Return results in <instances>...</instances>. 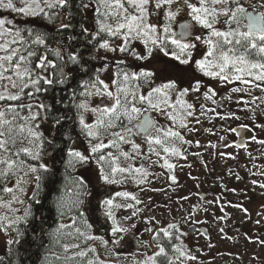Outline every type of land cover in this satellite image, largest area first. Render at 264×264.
<instances>
[{
  "label": "snow or ice",
  "instance_id": "6c2138e0",
  "mask_svg": "<svg viewBox=\"0 0 264 264\" xmlns=\"http://www.w3.org/2000/svg\"><path fill=\"white\" fill-rule=\"evenodd\" d=\"M20 2L23 6L17 7L13 0H0V8L10 9L27 16L43 15L52 19L45 9L75 6L87 10L91 7L95 14L96 28L90 31L89 27L81 22L80 29L82 34L89 33L92 39L97 40L99 49L106 52L122 53L126 57L140 61L155 58V52L159 51L165 57L170 56L181 64L194 63L196 70L222 81H239L243 84H252L253 81L264 82V12L257 11L256 6L252 4L246 5L245 0H95L94 5L90 3V0H80L79 5H73V0H20ZM181 2L187 9L190 19L180 23L179 32H176L173 30L172 24L176 22L182 11L179 6ZM259 8H264V0H260ZM153 11L163 13L165 23H152L150 17ZM8 25H12L11 20L0 18V177L7 180L10 176H18L13 187L5 186L2 189L3 192L12 194L15 191L24 192L21 184L27 182L24 177L29 173L37 174L40 169L47 171V166L44 163H40L38 167L30 165L21 156L23 154L33 160H40L45 141L43 134L39 131V124L36 122L41 118L47 119V116L42 117L40 110L47 112L49 106L43 103H26L24 98H32L36 93H39L42 83L47 85L54 83L48 76L40 74V72L46 71L48 66H54V62L49 60L46 55H41L33 67V57H36L37 53L29 50V39L23 35L26 31L30 38L33 36V30L17 28L14 31L13 27H8ZM218 25H223V29ZM197 26H199L201 35H195ZM59 27L62 29L72 27L71 12H69V19L62 20ZM204 30H207L208 33L206 37L203 35ZM114 40H118L119 43H114ZM193 41H202L207 45V51L203 57L195 61H193V50L197 48V44ZM31 43L46 46L47 41L44 35L36 34ZM137 44H142L140 50L137 49ZM56 55L63 58L60 50L56 51ZM253 55L257 59H252ZM68 58L73 64L80 60L77 53H70ZM123 63V59L117 61V64ZM70 74L71 69L67 74L62 72L58 83H65L64 77ZM155 76L156 73L147 68L133 72L121 69L115 73V78L111 80V85L115 86L114 90L99 75L93 81L83 82L84 91L80 93V96L106 97L111 103L102 100V106L90 108L88 102L84 100L76 105L80 110L96 114L97 118L93 123H88L83 114L79 115L81 131L90 138L89 154L70 147L67 151L69 166L86 165L93 158V154H99L101 150L107 149L109 146L119 149L122 143H130L133 149L138 150L140 145L131 138L139 134L144 135L145 141L149 145V152H154L158 157L161 155V151L164 154H178L175 145L170 146L169 143L175 138L183 139L178 131L170 127H158L155 121L146 116L142 121L139 118L148 109H151L161 112L170 120L175 121L176 116L166 109H175L177 104L184 105L186 102L181 97L190 90L198 91L200 81L195 80L194 86H190V88H179L176 79L165 77L159 85L153 87ZM141 79L147 84L144 91H139L140 84L138 82ZM133 81L137 82L133 90L121 86ZM28 89L31 90L26 91ZM241 90L239 87L232 89L233 92ZM209 92L215 94L211 88H209ZM173 93L176 94V103L171 102ZM73 95L75 96V93ZM145 105L147 108L144 107ZM187 108L191 109L192 105H187ZM187 115L191 116L192 112L188 111ZM62 119L64 117L57 118L55 123L59 125ZM134 120L139 122L133 124ZM242 127L246 126L242 125ZM117 128L118 131L114 130ZM104 134L111 137L107 143L104 142ZM253 139L255 138L253 137ZM93 140L96 143H93ZM157 148L160 151H157ZM121 154L125 158L135 159V157H130L128 152ZM106 158L115 162L119 157L109 151L106 155L99 154L96 158V163L101 165V178L107 183H116L114 176L118 172L135 171L139 173L143 171L142 168H135L132 165L128 167L117 165L112 166L109 172H105L102 162ZM164 166L169 169L173 167L167 159H165ZM25 168L27 171H24ZM20 172H23V176L19 175ZM35 179L36 186L39 188L40 175L37 174ZM85 179L84 177L77 179L76 199L71 202V206L63 199L57 200V210L61 217L65 211H71L73 208L83 217V212L80 209L85 202L84 198L89 195L86 191ZM172 179L175 180V177ZM33 195L35 196V193ZM116 195L128 196L129 194L117 193ZM17 199L16 195L12 196V200ZM132 199L136 198L133 196ZM20 202L23 203V201ZM8 203L11 204V201ZM102 204L107 218L112 220L113 235L128 232L129 229L122 226L113 211L114 208L125 205L117 204L111 198L103 200ZM126 206L131 207V205ZM30 214V211L26 210L24 217L16 219L17 221L24 219L27 222L26 217ZM135 214V212L132 213V215ZM3 219L6 217H0V220ZM84 223L87 224L86 219ZM73 225H75V217ZM67 227L69 226L60 224L57 229L49 232L50 242L61 244L58 234L61 229ZM88 227L91 226L88 225ZM174 227L176 226L169 225V228ZM76 232L83 234L80 233L79 228L76 229ZM160 232L166 237L170 236L167 229L162 228ZM88 238L96 239V237ZM12 242L9 241V243ZM112 242L119 243V240ZM61 246L66 253L70 249L80 247L78 244L68 243H63ZM76 255L82 257L86 253L79 251ZM161 255H166L163 246L159 247L154 256L148 257L144 264H156L155 257ZM180 255L183 256L184 253L180 251ZM65 259L71 260V257ZM88 264H105V262L90 259ZM168 264H172V262L169 261Z\"/></svg>",
  "mask_w": 264,
  "mask_h": 264
},
{
  "label": "rangeland",
  "instance_id": "374dc122",
  "mask_svg": "<svg viewBox=\"0 0 264 264\" xmlns=\"http://www.w3.org/2000/svg\"><path fill=\"white\" fill-rule=\"evenodd\" d=\"M20 3V6H23ZM182 8V11L180 15L177 17L176 21H187L190 18L187 15V9L183 7L182 2L179 5ZM257 11L261 12V10L264 11V9L259 8V4L256 6ZM89 12V13H88ZM156 12V11H155ZM85 26L89 27L90 30L93 29L91 27V22L89 21L92 19L90 11H85ZM163 18V20H161ZM151 22L154 24H159L160 21L165 23V18L163 13L156 12V14L151 15ZM176 22H174L172 25H174ZM223 25H218V27H221ZM197 29H199V26H197ZM207 31V30H206ZM197 35H201L200 32H197ZM199 42V41H197ZM114 43H119L118 40L114 41ZM142 48V44H137V49L140 50ZM199 49L193 50V61L199 60L203 57V55L206 52V48L202 45L198 47ZM101 57V61L104 63L109 64V66H112L117 63L118 60L123 59L124 62H127L128 64H136V66L141 68H147L154 73H156V76L153 78L154 83L152 84L153 87L159 85L163 78L168 77L172 79L177 80V84L179 88H190V86H194L196 78L201 80L202 85L204 83L207 84V87L202 86L199 88V90H205L200 91L197 93L196 91L190 90L185 96L181 97L183 101L186 103L184 105L177 104L175 109H166V111H171L176 116V120H170L166 115L162 114L161 112H157L151 109V112L154 114L155 123L158 127L162 125V127H165L163 124H166V128H173L174 124L176 130L180 133V136L185 138L188 143H185L184 145L180 140V138H175L172 141V144L175 145V147L178 149V159L176 163H180L182 161V156L180 155L179 151L183 150L185 151L186 155V163H188L189 167L182 168L181 171H179L180 176H184L186 173H190V175H193L192 173L195 172V179H187L183 180L184 183L180 182V186L183 187V193L180 194L183 195L185 192L191 191L193 188L191 186L194 185V182L198 180V178H201V175L199 173L203 170L202 168V161L205 160V155H207V150L209 152V155L206 156L207 161H210L211 166V192H217L218 194L221 193L222 187L226 186H234L236 189L237 182L240 181L241 175H245L244 172H249L254 169H259L263 174L264 177V158L262 157L259 161L254 160L252 157H247L242 152H238L236 150V147L234 145L223 148L221 151H218L215 153L216 147L214 144H217L218 141L221 140H228V141H234L235 136L231 132V126L235 124H248L252 127L254 124V119L256 116V113L259 109H262L261 106L257 105H250L241 107V104H237L236 102L238 99H236V102H231L235 100L236 92H233V88H241L243 91H247L248 89L244 86H249L252 88V91H258L257 86L254 84L259 85L258 87L262 88L264 83L258 84V82H253L252 84H243L239 81H222L220 79L218 80H209L205 77V75L196 70L194 67V63H190L189 65L181 64L179 61L175 62H168L167 59H170L171 57H167L164 59L163 53H160L159 51L155 52V58H150L149 60H134L131 57H126L125 54L122 53H112V52H106L105 50L102 51V54L99 56ZM165 60L163 63L162 61ZM168 67V70H164L165 67ZM194 68V71L192 69ZM119 71V69H115V72L113 70L110 71L107 70L106 73L101 76V79L105 80V83H109L110 88L113 90L115 87L111 85V80L115 78V73ZM165 71H167L165 73ZM190 71V72H189ZM196 72V74H195ZM208 77V76H207ZM159 78V79H158ZM213 78V77H211ZM134 82V81H133ZM124 83L121 86L124 88H128L129 90L135 89L134 83ZM147 88V84L142 79L140 82V89L139 91H144ZM209 88L213 90L215 93L214 95L212 92H209ZM245 89V90H244ZM264 90V88L262 89ZM223 91V92H221ZM242 91V92H243ZM253 93V92H252ZM202 97V99L199 98V96ZM212 96V97H208ZM248 95L243 94V97H247ZM231 98L233 100H231ZM86 100L89 104V107H96V106H102L101 101L105 100L108 103H111L110 100H107L106 97L101 96H83V100ZM203 100V102H202ZM231 100V101H230ZM172 103H176V94H172ZM192 105L191 109L187 108V105ZM205 106V107H204ZM147 108V105L144 106ZM217 108L220 113H226V118H219L220 122L218 124H226V127L224 130H221V127H214L216 119L214 118V113L212 112L213 108ZM191 111L192 115L188 116L187 112ZM219 113V114H220ZM83 114L85 117L86 122L93 123L97 116L96 114L92 113L91 111H83L79 109V115ZM78 115V118H79ZM140 120V118H139ZM79 122V119H78ZM139 121H133V124L138 123ZM126 123V121H125ZM79 130H81V125L79 124ZM209 129L211 131L209 132ZM118 131L119 129H114ZM210 135H209V133ZM78 135V134H76ZM104 142L107 143L108 139L111 137L108 134H104ZM133 139V137L131 138ZM206 141V145L202 143L203 141ZM69 143L68 149L74 148L78 151H81L84 154H89V148L90 144L81 143V140L78 136L72 138V140ZM93 143H96L95 140L92 141ZM135 143L140 145V148L138 150L133 149L132 145L130 143H122L119 147L113 148L109 146L107 149L101 150L100 154H107V152L111 151L114 156L119 157V159L115 162H113L110 159H107L105 161L112 162V166H120V167H128L130 165L134 166L135 168H142V172H135L131 171L129 173H116L114 176V179L117 181L116 183H107L101 178V173H99V169L96 163V158L98 154H93V158L90 160L92 161V164L90 165V168H86L87 171L90 173L92 179L94 182H92V187L94 191V197H99L101 195V204L100 206L97 205V198L96 201L90 202L86 201L84 202L85 210L89 212L91 215L90 220H93V233L89 234V237H96L98 235H106L113 236V233L106 232L107 229L106 225H103L101 234L94 229L96 227L97 221L100 222L102 219V216H106L104 205L102 204L103 199L105 197L102 196L103 190H108V187H118L121 186L124 189H130L131 192H134L132 196H134L136 199L129 201L128 205H131V207H128V210H130L132 213H136L135 215H132L131 218H129L126 223L123 225L124 227L128 228L129 231L126 233H121L120 236L117 234L114 237V241L119 240V243H112L109 245L108 243H105V241L102 240V243L97 242L98 239H91L90 242V248L91 252L95 254V257L98 260H102L105 262V264H144V262L147 260L148 257L154 256V253H156L159 249V246L157 243L153 242V235L150 233V225H154V230L156 233L160 232V229H167L170 230L169 225L171 223H178L180 229L178 227H174L175 231L178 232V236L182 237L183 240H191L192 238L195 240L194 243L196 246L195 252L197 253V258L201 259L200 264H204L203 257L209 256L211 257V260L207 262L208 264H232L230 261L238 262V251L237 247L240 245L239 242L243 241V237H241L240 234H237V231L233 230V227L231 223L229 225H223L220 221V217H217V214L222 213V217H225L229 219V213H230V219L231 220H238V211L231 205L225 206L227 209H223L221 212L219 208H217L216 215L212 213L211 210H215L212 206V203H215L216 200H214V196L212 200H210V203L208 205V210L206 211H200L198 213L199 216L203 217V225L202 227H205L209 233V239L206 240L202 237H196V236H189V230L188 228L193 223V220H197L198 216L193 214V211L189 208V201L188 199H184L183 201L181 199H178L177 201H174L173 207L171 209H168L170 217L168 219H163L162 222L160 219V215L164 213V210H162L159 207H156L157 201L159 200V194L161 195V191H155L154 188H157L159 184L163 182V177L159 173H155L157 170V163L154 161L153 156H155L154 152H149V145L146 142H141L138 139L135 140ZM80 145V146H79ZM171 146V145H170ZM79 147V148H78ZM249 148L251 150L254 149V143L251 141L249 143ZM159 151V148L156 149ZM206 150V151H205ZM144 151V156H142L141 152ZM122 152H128L130 154V157H135V159L131 158H125L121 153ZM170 154V153H169ZM169 154H164L165 158H168ZM176 155V154H175ZM27 163V162H26ZM43 163V162H41ZM29 164V163H27ZM105 165L104 161L102 162V166ZM108 166V164H106ZM101 166V165H100ZM110 167V168H111ZM24 171H27L25 168ZM110 171V169H109ZM107 171V172H109ZM184 173V174H183ZM20 176H23V172L19 173ZM250 176V175H249ZM18 178V176H11L6 182L7 187H13L15 185V181ZM24 180L27 181L26 183H22L21 186L24 188V192L20 193L18 191H15L12 194L5 193L0 197V217H6V219L0 220V255L4 254L7 244L9 241L12 240L15 229L14 225L17 222V217H22L25 215V211L27 210V200L32 195L34 184H35V176L33 173H29L26 177H24ZM253 180L251 177L249 179H246L247 183L249 181ZM95 183V185L93 184ZM249 185V183H248ZM106 187V188H103ZM149 188V190H142V188ZM247 187V186H246ZM255 191H261L264 192V189H259L258 187H253ZM152 189V190H151ZM114 188L111 190L113 191ZM130 192V191H129ZM234 191H231L229 196L230 200L233 204L237 203V198L235 197ZM16 195L18 197L17 200H12V196ZM146 196L150 198V201H146ZM122 197V196H121ZM89 200V199H88ZM11 201V204L8 202ZM20 201H23L21 203ZM139 201V203H137ZM142 201V202H141ZM154 205L156 208H154ZM258 208V207H257ZM144 212L146 213L148 219L147 223L143 228H137L136 222L138 221V218L140 214ZM97 215L98 217H94V215ZM168 212H166L167 214ZM260 213H264V209L260 208ZM174 214L178 216L179 220H176V218L172 217ZM105 216L103 219H105ZM154 218L156 220L154 221ZM207 219V220H206ZM96 220V221H95ZM258 222L257 227L259 228L263 226L264 222L261 220V217L258 216ZM111 226L112 220H110ZM181 224V225H180ZM223 225V226H222ZM102 226V223H101ZM134 226V227H133ZM110 228V226H109ZM112 228V227H111ZM224 228V229H223ZM181 231V232H180ZM262 233L259 236L260 241L262 244L260 245L259 250V264H264V230L263 227H261L260 230ZM169 232V231H168ZM147 234V238L150 237L148 240L144 237V235ZM113 238V237H112ZM102 239V237H101ZM124 244L129 245L130 252L115 255V257H112L113 251L112 249H123L125 248ZM109 245V246H108ZM92 249H95V251H92ZM198 250H206V252L203 255H200ZM194 252V251H192ZM229 254L230 256L226 255ZM110 257V258H109ZM109 259V260H107ZM195 263V260H192L191 263L189 262H179L177 261L174 264H193ZM156 264H158L156 262Z\"/></svg>",
  "mask_w": 264,
  "mask_h": 264
},
{
  "label": "trees",
  "instance_id": "16d2710c",
  "mask_svg": "<svg viewBox=\"0 0 264 264\" xmlns=\"http://www.w3.org/2000/svg\"><path fill=\"white\" fill-rule=\"evenodd\" d=\"M13 2L17 7H20L18 0H13ZM79 3L80 0H73V5H79ZM90 3L94 5L95 0H90ZM87 10L90 11L91 17L93 15L89 21L91 27H93L92 30H95V14L91 7ZM87 10L75 6L45 9L52 16V19H49L43 15L27 16L10 9L0 8V18L11 20L12 25H8V27H13L14 31L17 28L33 30V36L30 38L26 31L23 33L29 39V50L37 53V56L33 57V67L41 55H46L49 60L54 62V66H48L46 71L40 72L37 69L41 75L48 76L54 83L52 85L42 83L39 93H36L32 98H24L26 103H43L49 106L47 112L40 110L42 117L47 116V119L41 118L36 122L39 124V131L43 134L45 141L40 160H33L23 154L21 156L27 163L37 167L43 162L47 166V171L43 169L38 171L37 174L41 177L40 186L37 188V182L35 181L32 195L27 200L26 208L31 214L26 217L27 222L20 219L15 223V232L11 240L13 242L8 243L4 254L0 255V264H88V260L97 259L95 254L91 252V239L88 238L89 234L93 233V220H90L91 215L85 210V205L83 204L80 209L83 212V217L79 215L75 208L71 211H65V214L61 217L56 203L58 199H63L71 206V202L76 199L77 179L81 177L86 178V191L89 193L84 198L85 202H92L93 200L92 182L94 180L86 169L87 167L90 168L92 161L86 165L76 164L74 167L67 164L69 159L67 151L72 138L78 136L81 143L86 142V145L89 144L90 139L78 129L79 109L76 105L83 100V96H80V93L84 91L83 82L93 81L97 75L101 77L109 69L114 72L115 69L129 72L139 71L140 69L136 64H128L127 62L123 64L115 63L112 67L101 61L102 58L99 56L102 54L103 49H99L97 40L92 39L89 33H81L80 23H85L86 16L84 12ZM69 12H71L72 27L62 29L59 25L62 20L69 19ZM36 34L45 36L46 46L31 43ZM57 50H60L63 58L56 55ZM70 53L79 55L80 60L78 63L73 64L69 60ZM105 65H107V68H105ZM69 69H71V74L64 77L66 82L63 84L58 83L61 79V73L67 74ZM101 69L104 70L98 71ZM164 70H168V67L166 66ZM141 80L138 82L139 84ZM133 83L135 86L137 82L134 81ZM202 86L207 87V84L202 85L200 82V87ZM60 117H64V119L57 125L55 120ZM37 174H34V176ZM7 180L0 177V197L4 194L2 189L5 187ZM93 184L95 185V183ZM74 217L75 225H73ZM85 219L87 224L84 223ZM60 224L69 226L61 229L58 234L61 244H78L79 248L70 249L66 253L61 244L50 242L49 232L57 229ZM88 225L91 227H88ZM77 228L80 229V233H83L82 235L76 232ZM169 233L171 235L176 234L173 230H170ZM164 238L161 232H157L153 237V242L159 243L166 250V255L155 257L158 264H167L169 260L171 261V256L174 253L172 242ZM79 251H84L86 255L77 256L76 253ZM66 257H71V260H66Z\"/></svg>",
  "mask_w": 264,
  "mask_h": 264
},
{
  "label": "flooded vegetation",
  "instance_id": "af4514ba",
  "mask_svg": "<svg viewBox=\"0 0 264 264\" xmlns=\"http://www.w3.org/2000/svg\"><path fill=\"white\" fill-rule=\"evenodd\" d=\"M246 5L247 4H252L254 6H257V4L260 3V0H245ZM264 9V8H262ZM88 11V10H87ZM261 12H264L263 10H261ZM89 13V12H88ZM153 14H156L155 11H153ZM86 18V17H85ZM90 19V18H89ZM151 19V17H150ZM161 20H163V18H161ZM164 21V20H163ZM184 21H176V23L174 25H172V28L174 31L179 32V25L180 23H183ZM159 24H163V22L160 21ZM221 28L223 29V26H221ZM197 32L201 31L200 29H197L195 32V35H197ZM203 35L206 37L208 35L207 31L204 30L203 31ZM187 39V38H186ZM197 44V48L194 50H198L201 45L203 47L206 48L207 51V45L203 44L202 41H193ZM170 57V56H169ZM164 59H166L167 57H163ZM252 59H257V57L255 55H253L251 57ZM168 62H175L176 60H174L172 57L170 59H167ZM163 63L165 62V60L162 61ZM192 71H194V68L192 69ZM190 72V71H189ZM196 74V72H195ZM205 77L209 80H218V78H211V77H207L205 75ZM159 79V78H158ZM196 80H199L196 78ZM200 82H202L201 80H199ZM253 82H258V84H261L262 81H253ZM264 83V82H263ZM254 84V83H253ZM252 84V85H253ZM255 86L257 84H254ZM248 90L247 91H243L241 90L240 92H236V96H235V100H233L231 98V102H236V99H238V101L236 102L237 104H241V107L243 106H248L247 104H252V105H257V106H261L262 109H259L256 113L255 119H254V124L251 126H249L248 124L243 125V124H235L233 126H231V132L233 127L235 126H246V140H245V144L242 147H236V150L238 152H243L245 156L247 157H252L254 160L259 161L262 157L264 158V143H261L262 141H264V90H262L264 88V85L262 86V88L257 86V90L258 91H252V86H245ZM245 90V89H244ZM200 91H205V90H198L196 91L197 93H199ZM243 91V92H242ZM223 92V91H221ZM248 95L247 97H243V94ZM253 92V93H252ZM198 95V94H197ZM199 96V95H198ZM208 97H212V96H208ZM200 99H202L201 96H199ZM203 102V100H202ZM205 107V106H204ZM212 112L214 113V118L216 119L215 125H213L214 127H221V130H224L226 127V124L222 123V124H218V122H220L219 118H226L227 114L226 113H220L219 110L217 108H213ZM220 113V114H219ZM150 115L151 119L153 121H155L154 118V114L151 112V110H147L143 115ZM142 115V116H143ZM142 116L140 117V119L142 118ZM220 118V119H221ZM166 128V124H163ZM174 126V130H176L175 125L174 124H170ZM160 127H162V125H160ZM211 131V129H209V132ZM208 132V133H209ZM155 134V133H154ZM210 135V133H209ZM235 136V135H234ZM253 137L255 139H253ZM134 140L138 139L139 141L146 142L145 141V137L143 134H139L133 137ZM236 139V137H235ZM173 141V140H172ZM172 141H170V145H172ZM182 142V144L184 145L185 143H188V141L183 138L182 140H180ZM235 141V140H234ZM234 141H228V140H219L217 144H214V146L216 147L215 149V153H217L218 151H221L223 148L229 147L234 145ZM254 143V149L251 150L249 148V143L250 142ZM204 144V146L206 145V141L204 140L202 142ZM80 146V145H79ZM79 148V147H78ZM160 151V149H159ZM206 151V150H205ZM148 154L144 151L141 152L142 156H144ZM180 155L182 156V161L180 163H176L177 159H178V154H169L168 158H165L163 155V152L161 151V155L158 157L157 155L153 156L154 161L157 163V170L155 171V173H159L161 175V177H163V182L161 184H159L157 186V188H154L153 190L155 191H161V195L159 194V200L157 201V205L156 207L161 208L162 210H164V213L160 215V219L162 222L163 219H168V217H170L169 215V211L168 209H171V207H173V203L174 201H177L178 199H181L183 201L184 199H188L189 201V208L190 210L193 211V214L196 216H198L197 220H193L192 224L190 225V227H194V230L192 232H189V236L193 235L196 236L197 238L200 237L202 235V237L206 240L209 239V233L207 231V235H204L201 231L200 228H205L202 227L203 225H201L203 223V217L199 216L198 213L200 211H206L208 210V205L210 203V200H212L213 196H214V200L215 203H212V206L214 207L215 210H211L212 213L214 215H216V211L217 208H219V210L222 212L223 209H227L225 206L227 205H231L233 206L237 211H238V220H231L230 219V213H229V219L222 217V213L217 214V217L214 218V220H216V218L220 217V221L222 222L223 225H229L231 223L233 230L237 231V234H240L241 237H243V241L239 242V246L237 247V251H238V262H234V261H230V263L232 264H259V248L260 245L262 244V242L260 241L261 239H259L260 234L262 233L260 231L259 226L257 227V222L258 220V216L261 217V220L264 222V213H260V208L264 209V192L261 193V191H255L254 190V186L258 187L259 189H264V177H263V173L259 170V169H254L252 171L249 172H244L245 175H241L240 181L237 182V187L236 189L234 188V186H226V187H222V191L220 194H218L217 192H211V164L210 161H207L206 156L209 155V152L207 150V155H205V160L202 161V168L203 170L199 173L202 174L201 178H198L197 181L194 182V185L191 186V188H193L191 191L189 192H185L183 195L180 196L181 193H183V187H181L179 184L180 182L184 183L183 180H187V179H195V172H193V175H190V173H186L184 174V176H180L179 175V171L182 170V168H187L189 167L188 163H186V155H185V151L180 150L179 151ZM100 154V153H99ZM98 154V155H99ZM97 155V156H98ZM149 156V154H148ZM165 159H167L168 163L172 164L173 167L171 169L167 168L164 166V162ZM103 165V169L105 172L109 171L111 165L113 164L112 162H109V165L107 166L106 164H108L107 161H104ZM98 169H99V173L100 172V168L101 166L98 165ZM250 175V176H249ZM172 177H175V180L172 179ZM249 177H251L253 180L249 181V185L246 181V179H249ZM247 186V187H246ZM106 188V187H103ZM114 188L113 191H111ZM108 190L104 191L102 193V196L105 197V199L111 198L114 200L115 203L120 204V205H125L124 207H120V208H114L113 211L115 213V216L117 217V220L122 224V226L126 223V221L132 217V212L130 210H128V207L126 205H128L129 201L132 200V194H134V192H131V188L130 189H124L121 186L115 187H108ZM142 190H149V188L145 187L142 188ZM152 190V189H151ZM130 191V192H129ZM234 191L235 193V197L237 198V203L233 204L230 200V192ZM117 193H128V196H117ZM97 198V205L100 206L101 204V195L99 197H94L93 201H96ZM146 201H150V198L148 196L145 197ZM103 199V200H105ZM142 202V201H141ZM208 204V205H207ZM154 205V208H156ZM258 207V208H257ZM166 212H168L166 214ZM94 217H98L97 215L93 214ZM105 216V215H104ZM100 220V222L97 221L96 223V227L94 229H96V231L98 233L101 234V230L103 225H106V232H112L111 231V222L109 218H107V216H105V219ZM127 217V219H126ZM174 217L176 218V220L178 219V216L176 214H174L173 216H171V218ZM147 215L146 213L144 214V212H142L138 218V221L136 222V227L137 228H143L145 227L146 223H147ZM156 220V218H154V221ZM207 220V219H206ZM96 221V220H95ZM102 223V226H101ZM178 223H171V225H175L176 227H179V225L177 226ZM181 225V224H180ZM222 225V226H223ZM110 226V228H109ZM263 230H264V224L263 226ZM150 233L154 236L156 234V232L152 229H154V225H150ZM206 229V228H205ZM224 229V228H223ZM170 230H173L176 234H173L168 237L164 236L167 241L172 242V249H174V253L171 262L172 264L176 263L177 261L179 262H189L191 263L192 260H195V263L193 264H200V260L199 258H197V253L195 252L196 246L194 243L195 240L192 238L191 240H183L182 237L178 236V232L175 231V228H171ZM170 230H168L170 232ZM207 230V229H206ZM181 232V231H180ZM121 233H119L120 236ZM201 234V235H200ZM117 235V234H116ZM116 235L113 236H107L102 234V235H98L96 236V238L98 239L97 242L102 243V240H108L109 241V245L112 244L114 241V237ZM102 237V239H101ZM113 237V238H112ZM145 238H147V234L144 235ZM147 238L148 240L150 239ZM108 245V246H109ZM157 245L160 247L161 245L159 243H157ZM125 248L123 249H112L113 254L112 257H115V255H117V253L119 254H124V253H129L130 252V247L127 244H124ZM177 249H180V251H182L184 253L183 256L180 255V251H178L177 254ZM194 251V252H192ZM200 255H203L206 250H198ZM228 256H230L229 254H226ZM110 258V257H109ZM109 260V259H107ZM211 260V257L209 256H205L203 257V261L204 264H208L207 262H209ZM170 261V260H169ZM168 264V263H167Z\"/></svg>",
  "mask_w": 264,
  "mask_h": 264
},
{
  "label": "water",
  "instance_id": "95a60500",
  "mask_svg": "<svg viewBox=\"0 0 264 264\" xmlns=\"http://www.w3.org/2000/svg\"><path fill=\"white\" fill-rule=\"evenodd\" d=\"M145 116L151 119L150 115L146 114V115L142 116L140 121H142L145 118ZM233 129L236 130V131H232L236 137V139L234 141V145L236 147H242L245 144V140H246V128L242 127V126H235V127H233ZM188 230H189V232H192L194 230V227L191 226L188 228ZM200 231L204 235H207V230L205 228H200Z\"/></svg>",
  "mask_w": 264,
  "mask_h": 264
},
{
  "label": "bare ground",
  "instance_id": "6f19581e",
  "mask_svg": "<svg viewBox=\"0 0 264 264\" xmlns=\"http://www.w3.org/2000/svg\"><path fill=\"white\" fill-rule=\"evenodd\" d=\"M260 230H261V227H260Z\"/></svg>",
  "mask_w": 264,
  "mask_h": 264
}]
</instances>
